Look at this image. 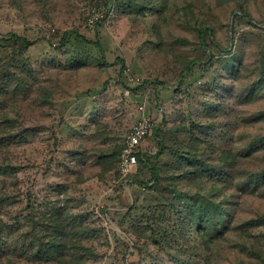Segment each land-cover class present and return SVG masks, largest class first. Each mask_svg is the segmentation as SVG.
Instances as JSON below:
<instances>
[{"label":"rangeland","instance_id":"374dc122","mask_svg":"<svg viewBox=\"0 0 264 264\" xmlns=\"http://www.w3.org/2000/svg\"><path fill=\"white\" fill-rule=\"evenodd\" d=\"M0 264H264V0H0Z\"/></svg>","mask_w":264,"mask_h":264},{"label":"built area","instance_id":"2783aa9c","mask_svg":"<svg viewBox=\"0 0 264 264\" xmlns=\"http://www.w3.org/2000/svg\"><path fill=\"white\" fill-rule=\"evenodd\" d=\"M151 130V120L148 117H142L131 127L118 161V169L121 176L127 177L132 169L136 168L139 147L150 135Z\"/></svg>","mask_w":264,"mask_h":264},{"label":"trees","instance_id":"16d2710c","mask_svg":"<svg viewBox=\"0 0 264 264\" xmlns=\"http://www.w3.org/2000/svg\"><path fill=\"white\" fill-rule=\"evenodd\" d=\"M66 36L67 34H65L61 40V45H63L65 43V40H66ZM24 43L27 45V46H31L33 45L34 43L33 42H29V41H26L24 40ZM139 155H137V160L140 162V159L138 158ZM156 177V176H155Z\"/></svg>","mask_w":264,"mask_h":264},{"label":"crops","instance_id":"0c3cea01","mask_svg":"<svg viewBox=\"0 0 264 264\" xmlns=\"http://www.w3.org/2000/svg\"><path fill=\"white\" fill-rule=\"evenodd\" d=\"M145 115L143 114V115H141V117H140V119L142 118V117H144Z\"/></svg>","mask_w":264,"mask_h":264}]
</instances>
